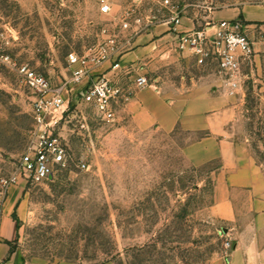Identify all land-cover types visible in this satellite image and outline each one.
<instances>
[{"label": "rangeland", "instance_id": "rangeland-1", "mask_svg": "<svg viewBox=\"0 0 264 264\" xmlns=\"http://www.w3.org/2000/svg\"><path fill=\"white\" fill-rule=\"evenodd\" d=\"M167 1L0 0V211L7 197H17L18 223L11 242L0 239V264H211L232 248L230 225L211 210L218 160L193 165L183 153L202 133L143 126L126 112V101L114 122L100 121L81 103L82 87L77 88L68 104L76 117L61 128L67 165L38 183L20 170V156L31 144L33 97L18 66L58 84L70 77L69 54L86 62L109 54L102 68L93 70L107 73L148 18L165 19L176 11L180 19L204 27L221 13L241 10L235 20L246 24L242 8L264 7V0ZM104 2L110 5L107 13L100 9ZM254 24L255 49L264 65V22ZM142 72L140 66L126 76L132 93L141 90L135 79ZM183 72L200 76L203 70L191 66ZM179 76L171 61H156L147 74L150 83L161 77L175 84ZM255 85L247 78L244 93L236 95L235 131L264 164V93ZM82 116L87 128L80 127ZM11 177L16 183L5 187Z\"/></svg>", "mask_w": 264, "mask_h": 264}, {"label": "crops", "instance_id": "crops-1", "mask_svg": "<svg viewBox=\"0 0 264 264\" xmlns=\"http://www.w3.org/2000/svg\"><path fill=\"white\" fill-rule=\"evenodd\" d=\"M239 13L241 10L221 13L213 23L235 19ZM242 13L246 30L253 37L254 23L264 22V7L242 8ZM170 17L148 18L143 32L132 38L131 49L119 62L123 67L141 66L147 77L156 61H171L180 68L179 80L169 84L158 77L148 87L132 93L133 84L126 79L127 75H121L120 83L128 95L125 110L131 117L139 118L143 126L165 132L180 128L190 134L202 133L184 146L183 153L193 165L218 160V167L213 170L211 210L233 231L232 248L211 264H264V164L248 150V139H240L235 131V121L240 117L236 95L244 93L247 78H252L255 87L259 86V92L264 93V65L256 52L254 64L243 67L234 90L213 68L202 69L200 76L185 74L183 70L196 65L177 53L175 38L177 33L196 26L183 18L174 23ZM114 72L109 70L106 74ZM16 199L7 197L0 211V239L4 243L11 242L17 233L18 223L13 217Z\"/></svg>", "mask_w": 264, "mask_h": 264}, {"label": "built area", "instance_id": "built-area-1", "mask_svg": "<svg viewBox=\"0 0 264 264\" xmlns=\"http://www.w3.org/2000/svg\"><path fill=\"white\" fill-rule=\"evenodd\" d=\"M165 3L168 1L165 0ZM100 9L103 13L109 12V3H102ZM175 13L173 11L170 20L179 23L180 18ZM124 27H127V23H124ZM175 43L180 56L189 57L201 69L213 68L231 90L237 88L243 67L252 66L255 62V41L245 24L235 19H222L204 27L181 31L176 34ZM108 58L109 54H100L86 62L75 53L69 54L70 77L58 84L27 65L17 67L22 82L33 97L31 144L19 160L20 170L32 182L50 180L57 168L65 167L68 163L67 143L61 128L76 117L68 112V104L69 94L77 88L82 87L78 91L80 101L92 110L96 119L104 122L116 120L117 111L128 96L119 77L137 68L123 67L117 61L111 66V70H115L112 75L93 71ZM149 85L145 74L136 77L137 88L143 89ZM79 124L81 128L88 127L84 116ZM80 167L85 168L86 164L81 163ZM16 181V177H11L4 180L3 185L8 187Z\"/></svg>", "mask_w": 264, "mask_h": 264}, {"label": "trees", "instance_id": "trees-1", "mask_svg": "<svg viewBox=\"0 0 264 264\" xmlns=\"http://www.w3.org/2000/svg\"><path fill=\"white\" fill-rule=\"evenodd\" d=\"M15 215H13V217H14ZM12 251V250H11Z\"/></svg>", "mask_w": 264, "mask_h": 264}]
</instances>
